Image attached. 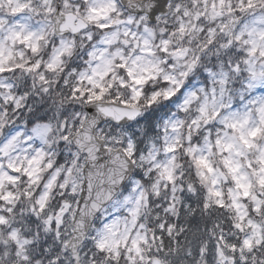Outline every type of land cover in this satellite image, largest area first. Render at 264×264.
Instances as JSON below:
<instances>
[{
	"label": "clouds",
	"instance_id": "9594fccd",
	"mask_svg": "<svg viewBox=\"0 0 264 264\" xmlns=\"http://www.w3.org/2000/svg\"><path fill=\"white\" fill-rule=\"evenodd\" d=\"M0 264H264V0H0Z\"/></svg>",
	"mask_w": 264,
	"mask_h": 264
}]
</instances>
